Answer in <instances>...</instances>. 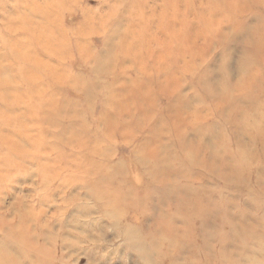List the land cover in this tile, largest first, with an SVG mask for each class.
<instances>
[{
	"label": "rangeland",
	"instance_id": "1",
	"mask_svg": "<svg viewBox=\"0 0 264 264\" xmlns=\"http://www.w3.org/2000/svg\"><path fill=\"white\" fill-rule=\"evenodd\" d=\"M263 5L264 0H0V78L16 83L9 91L20 93L29 87L13 98L16 104L0 100V138H20L23 143L12 157L0 143V248L4 247L6 264H10L8 257L19 253L22 260L37 259L34 248L41 253V248H50L52 264H141L137 249L116 237L108 225L99 226L111 214L119 190L103 191V199L95 197L94 190L95 196L88 197L86 182L96 178L85 166L96 164L91 158H107L112 166L109 172H119L111 189L128 193L143 188L147 178L134 151H141L144 139H153L152 121L165 122L160 137L171 143L174 117L182 116L185 140L200 138L191 128L196 124L188 122L197 113L214 123L204 132L207 139L200 140H218L228 123V140L233 135L251 152L247 161L235 164L242 175L229 176L244 185L231 186L264 185L258 178L264 176L260 161L264 150L256 138L253 144L249 137L256 132L254 122L249 124L253 132L236 131L233 118L244 103L230 102L237 92L235 84L250 76H258L257 91L262 89L264 94ZM251 54L254 61L249 63ZM38 88L48 90L58 105L51 109L36 105L40 115L48 113L36 122L35 109L25 111L18 100L31 103L30 96ZM140 96L144 106L136 102ZM165 103L175 108H163ZM229 112L225 119L221 117ZM263 116L264 110L257 112L264 130ZM140 118L149 120L141 128ZM245 118L242 114L241 124ZM6 120L9 127L3 124ZM89 135L98 136V142H88ZM221 144H214L215 152L210 144L198 145L208 158L219 164L225 161V169L231 168L234 161L226 156L233 154ZM92 145L98 146L97 154L91 153ZM243 175L251 183H245ZM215 177L214 182L223 184ZM151 193L156 195L154 190ZM240 193L233 188L227 191L231 212L248 222H256L260 215L264 218V193L262 198L254 194L253 200ZM159 194L155 197H166L160 187ZM119 208L125 210L124 205ZM107 209L109 214H104ZM128 217L134 224L131 229L144 238L157 229L156 219L141 211L129 212ZM97 227L103 228L101 233ZM80 228L97 240L92 244L82 237ZM16 236L25 238L17 242ZM212 244L217 248L220 243L213 238ZM84 247L95 253H82ZM26 249L31 255L25 254ZM177 250L167 256L169 264L184 262Z\"/></svg>",
	"mask_w": 264,
	"mask_h": 264
},
{
	"label": "bare ground",
	"instance_id": "2",
	"mask_svg": "<svg viewBox=\"0 0 264 264\" xmlns=\"http://www.w3.org/2000/svg\"><path fill=\"white\" fill-rule=\"evenodd\" d=\"M260 25L264 27L263 22H260ZM261 32L262 31H259V33ZM248 37L251 39L250 35H248ZM247 58L249 63L254 61L252 54ZM243 77H248V75L245 74ZM257 77L258 76H250V79L240 81L237 85L235 84L237 92L230 97V102L238 103L239 100H241L244 103V105L240 104L241 107L237 111L238 116L233 118V120H235L233 123L236 128L235 130L242 133H245L246 131L251 133L253 132V127L249 130V124L250 122H254L256 132L254 133V136L249 137L253 144H256L254 141L256 138L261 143L262 150H264V130L261 128L263 122H261V118L257 117L259 120L256 119L257 112L264 110V102L263 100L260 101L264 94L262 89L257 91L259 88L258 82H260L256 79ZM199 79L201 82H204L205 75H201ZM12 83L13 86L16 84L12 82L10 78H0V100L3 101L5 105L16 104L17 100L14 101L13 98L16 97L18 99V96H20L22 91L28 92V86L24 87L23 90L21 88L20 93L17 91L15 92L12 89L9 91L8 87ZM215 90L217 91V88H215ZM261 93L263 94L262 96H260ZM147 97L151 98L150 95H147ZM254 98H259L260 100L256 102ZM18 101H21L25 111L33 108L35 109L36 122H38V119H43L48 116V113L40 115V111L38 112L35 108L36 105L39 103L43 104L45 106L43 109L55 108L58 105V102L50 92L41 88L34 95L30 96L31 103L25 100ZM136 102H140V106H144L142 96H140V101L136 100ZM163 108L173 110L175 107L170 103H165ZM178 108L179 111L182 112L181 107L179 106ZM52 111H56V109H53ZM193 111L195 110H192V112ZM233 111H236V109L234 108ZM220 112L222 113V110ZM230 114L231 112L221 114V117L225 119V117ZM242 114L246 115L243 124H241ZM153 116L154 115L150 116L149 120ZM180 118H182V116L173 118L175 127L173 131L174 136L169 138L172 143L169 142V140L163 141L160 137L162 128L167 127L165 122L163 120H159L156 123L152 121L150 133L153 139H144L141 142V151L140 149L134 151L135 157L140 163L139 167L142 169V174L147 178L146 185L141 189L135 188V190H129L128 193H123L121 188L123 184L120 181L119 187L121 189L118 187L114 190L111 189L114 187V180L116 179L115 175L119 172L116 171V174L114 172H109L112 166L108 163L107 158L104 157L105 160L91 158V161L96 164L85 166V168L95 176L96 181L92 180L86 182L85 186H87V189L89 190L88 197H91L90 194H94V190L97 193V196H95V194L94 196L98 199L106 198V195H101L104 193L103 191L115 192L116 189L119 190V194L114 200L113 205L109 204L111 206L110 208L113 209L111 214L107 212L111 209L102 210V212H105L104 214L108 213L109 215L104 218V221H101L99 226L103 225V223L108 225L116 237L121 236L124 241H128L127 243L130 246L137 249L139 252V255L137 256L139 257L141 264H169V258H167V256L171 254L170 252H175L177 246V252L180 255L183 254L181 261L184 262L180 264H187V262H189V264H264L263 216L260 215L256 222H248L245 218H237L228 207L230 201L228 200L227 191L231 188L235 191L241 192V196L251 198L252 200L254 194L258 195L260 198L263 196L264 185L262 184L257 185V187L254 185H247L246 188L231 186L233 184L244 185L231 179L229 176L230 174H235L234 176L237 179L242 175L240 172L241 167L235 164H238V160L247 161V159H249V154H251L250 147L240 144L237 139L233 138V135L232 138L234 141L231 137L228 140L230 135L229 128H231L228 123L224 127L218 140L214 138L208 141L200 140L202 137L203 139H207L205 137H208V135L205 136L204 132L209 126L214 124L213 122L209 123L205 114L201 115L200 113H197L192 119H190V121H188L189 123L194 122V124H196L191 128L196 132V136H199L200 138L196 140L188 138L185 140L187 137H181L184 128L181 126L182 119ZM185 119L187 120V117H184L183 122H186ZM139 120L140 128L149 122V120L145 121L142 118ZM3 124L9 127L7 120ZM97 138L98 136L94 135L86 137L88 142H98ZM157 140L160 142L157 143ZM151 142H153V145H150ZM0 143L11 157L18 154L23 146L20 138H12L10 140L0 138ZM221 143H224V149L229 147L230 149L228 151L233 154L232 158L226 156L229 161H234L233 164H230L229 161H227V165L230 164L231 168L233 166L232 170H229L231 169L229 167L225 169V161L223 164H219L214 159L208 158L205 153H202L201 148L198 145L210 144L215 152V150L218 149L215 148L216 145L214 146V144L222 145ZM144 144L150 146L148 147V145ZM96 147L98 148V146L92 145L90 149L92 154L98 153ZM161 147H163L164 150ZM260 151L261 150H259V152ZM181 152L182 155L180 156ZM91 153H89L88 156H90ZM219 161L222 162L223 160ZM260 161H263V168L261 169L264 170V160L261 159ZM103 168L107 169L108 172L101 173V169ZM261 173L262 171H260V174ZM213 175L225 185L214 182ZM257 177L256 173L254 179ZM258 178L264 183V176H259ZM248 180H251V178L246 176L244 182L251 183ZM213 182L216 184L215 188L212 186ZM149 185L153 186V188L150 189L148 187ZM159 187L163 189L162 195H166V197H155L160 195ZM151 190H154L156 195L152 194ZM147 203L152 205L148 209L142 207V205H146ZM116 205L117 207H114ZM120 205H124L125 210L121 211V208H119ZM140 211L142 214L150 217V219H156L154 220V223L157 225V229L156 231H151L149 238H144L141 233L138 234L134 232L131 229L134 225L133 222L127 220L129 219V212L140 213ZM93 224L94 223H92V225ZM97 228V232L101 233L103 228L100 227V230L99 227ZM80 229L81 236L86 238L92 244L97 240L95 234L90 233L88 230ZM117 229H119L121 233ZM230 234L234 236L233 240L231 239ZM18 237L21 239L17 240ZM24 238V236H16L15 240L20 242L23 241L22 239ZM213 238L220 243L217 248L212 244ZM74 243L77 245L81 244L80 240H74ZM181 246L184 247L186 251L182 250ZM3 249L4 247L2 246L0 248V258L3 260L1 264H6L5 254L2 251ZM91 250V248L84 247L82 253L92 255L95 251ZM41 251H43V253L34 248L33 256H37V259L35 257H25L22 260V258H20L22 255L19 253L15 258L8 257V262L10 264H26L27 261L29 264H42L41 262L52 264L51 257L48 256L51 249L48 248L44 250L41 248ZM25 254H27V256L31 255L28 249H26ZM44 259H46V261H44ZM170 264L175 263L172 261Z\"/></svg>",
	"mask_w": 264,
	"mask_h": 264
}]
</instances>
